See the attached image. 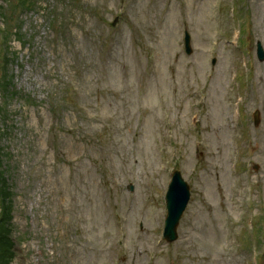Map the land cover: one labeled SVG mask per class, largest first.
<instances>
[{
    "label": "rangeland",
    "instance_id": "rangeland-1",
    "mask_svg": "<svg viewBox=\"0 0 264 264\" xmlns=\"http://www.w3.org/2000/svg\"><path fill=\"white\" fill-rule=\"evenodd\" d=\"M32 2L0 0L21 36L0 93V264H264V0ZM173 167L191 198L166 243Z\"/></svg>",
    "mask_w": 264,
    "mask_h": 264
},
{
    "label": "water",
    "instance_id": "water-1",
    "mask_svg": "<svg viewBox=\"0 0 264 264\" xmlns=\"http://www.w3.org/2000/svg\"><path fill=\"white\" fill-rule=\"evenodd\" d=\"M259 48V53H260ZM255 124H258V113L255 115ZM188 190L178 173H175L166 196L167 216L165 219V237L173 240L176 236L175 226L177 220L188 201Z\"/></svg>",
    "mask_w": 264,
    "mask_h": 264
},
{
    "label": "trees",
    "instance_id": "trees-1",
    "mask_svg": "<svg viewBox=\"0 0 264 264\" xmlns=\"http://www.w3.org/2000/svg\"><path fill=\"white\" fill-rule=\"evenodd\" d=\"M7 1V0H6ZM20 5H24V0H19ZM8 61V58H5V62ZM2 181V177L0 176V182ZM4 187H2V184H0V195L2 196L3 199V209H2V213L4 214L3 217L6 218V215H8V209H7V203L5 200V197L8 196V192L6 190L3 189ZM4 222V219L2 218V220L0 221V229L2 227V223ZM1 241H3L2 243L3 246L6 248H9V246H11L12 244V239L11 238H7L5 234H3V232H1L0 230V244ZM10 252V250L8 251ZM10 256V253H7Z\"/></svg>",
    "mask_w": 264,
    "mask_h": 264
},
{
    "label": "bare ground",
    "instance_id": "bare-ground-1",
    "mask_svg": "<svg viewBox=\"0 0 264 264\" xmlns=\"http://www.w3.org/2000/svg\"><path fill=\"white\" fill-rule=\"evenodd\" d=\"M217 83L219 84V82L217 81Z\"/></svg>",
    "mask_w": 264,
    "mask_h": 264
}]
</instances>
